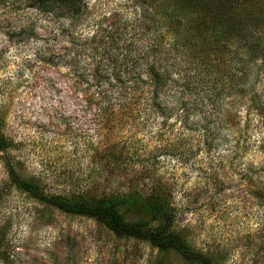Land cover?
<instances>
[{
    "label": "rangeland",
    "instance_id": "rangeland-1",
    "mask_svg": "<svg viewBox=\"0 0 264 264\" xmlns=\"http://www.w3.org/2000/svg\"><path fill=\"white\" fill-rule=\"evenodd\" d=\"M84 1L87 10L72 25L65 19L66 29L100 37L112 13L136 20L147 4L158 3L161 11L165 0ZM181 2L170 0L178 10L172 17L176 29L204 10L227 11L219 2ZM34 6L33 0H0V135L6 137L0 150V264H190L176 253L160 257L145 239L114 235L95 218L33 198L11 172L38 184L46 195L147 194L152 179H162L161 187H171L166 198L176 211L174 228L194 247L218 264H264V60L221 69L215 85L199 81L198 63L177 60L169 64L170 76L180 84L188 74L198 88L190 94L175 86L163 101L183 104L185 110H175L160 128L149 123L147 111L114 104L105 113L111 123L98 139L91 121L97 106L90 104L97 91L87 89L71 65L40 61L38 48L44 44L37 38L51 37L55 19ZM147 9L158 18L149 29L159 30L163 15ZM229 33L233 38L234 30ZM243 69L253 83L251 102L236 93ZM60 115L70 122L58 121ZM85 131L91 139L82 135ZM121 210L128 220L143 213L135 203Z\"/></svg>",
    "mask_w": 264,
    "mask_h": 264
},
{
    "label": "trees",
    "instance_id": "trees-1",
    "mask_svg": "<svg viewBox=\"0 0 264 264\" xmlns=\"http://www.w3.org/2000/svg\"><path fill=\"white\" fill-rule=\"evenodd\" d=\"M181 1L183 2L180 4L184 6L200 2ZM207 1L213 4L219 2L227 10L225 15L204 10L197 17L182 21L179 25L181 27L176 29L174 25H178V21L176 24L172 17L178 14V10L173 7L174 4L165 0L160 11V4L155 5L152 1L143 8V12H138L139 17L136 20L129 19L124 14L112 13L111 22L109 21L103 29L105 34L97 37L96 33L84 35L66 29L65 19L72 25L75 19L87 10L88 4L84 0H33L35 6L43 8V13H52L55 19L48 29L51 37L37 38L44 44V47L38 48L39 58H42L40 61L45 60L52 65H71V72L80 82H83L87 89L94 88L93 90L97 91L99 97L91 98L93 102L90 103L97 106L91 120L95 138L102 139L105 136V126L111 123L105 118V113L112 112L114 104L136 106L134 109H138L142 114L147 111L149 123H157V126L162 128L164 122L173 118L175 110H185L183 104L177 107L174 101H163L166 92L175 90L176 86L179 91L191 94L198 88L196 82L191 84L187 78L188 74L183 78L188 80L182 79V83L176 84V77L170 76L169 64L174 66L177 60H182L189 65V62L194 61L200 66L195 74L196 77L199 76V81L205 80L209 83L211 80L210 85H215V82L220 80L221 69L233 70L234 65L240 62L245 67L249 62H255L256 66L258 59L264 60V0ZM148 7L155 8L154 12H159L164 17L159 20L162 23L159 30L148 27H151L152 21L158 19L148 11ZM223 16H226L227 21H221ZM231 21H235V24H228ZM221 22L224 23L223 27L219 25ZM148 30L153 32L152 39H149ZM233 30L234 37L228 38L229 32ZM142 39L146 41H139ZM242 50L247 56L246 60H243L245 58L242 57ZM34 58H37L36 53ZM185 71H189L188 67ZM242 71L244 75L236 81V84L239 83L236 93L241 100L251 102L255 93L253 83L250 82L251 77L247 70ZM252 72L256 73V69ZM211 73L213 74L209 76ZM143 74L146 77H143ZM206 74L209 77L200 78V75ZM231 79L236 80L233 75ZM229 86H235V83ZM175 92L177 91L173 93ZM248 94L251 99H248ZM187 115L185 117L188 118L189 114ZM58 121L66 125L70 119L60 115ZM200 127L205 133L209 131L208 126ZM82 135L91 139L87 131ZM5 139V135L1 134L0 150L6 146ZM114 162L117 163V160ZM11 175L15 184L30 193L33 198L72 215L95 218L106 225L114 235L145 239L158 248L160 257L176 253L190 264H218L211 256L194 247L181 231L174 228L176 211L172 202L166 198L171 187H161L162 179H152L151 191L147 194L123 192L122 195H46L39 189L38 184L22 179L14 172H11ZM130 203L140 204L143 212L141 217L135 220L126 219L121 208Z\"/></svg>",
    "mask_w": 264,
    "mask_h": 264
}]
</instances>
